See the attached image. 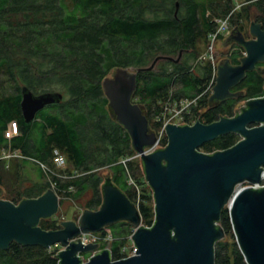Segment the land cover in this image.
Wrapping results in <instances>:
<instances>
[{
  "label": "trees",
  "instance_id": "1",
  "mask_svg": "<svg viewBox=\"0 0 264 264\" xmlns=\"http://www.w3.org/2000/svg\"><path fill=\"white\" fill-rule=\"evenodd\" d=\"M236 1L0 0V186L6 178L3 151L7 149L20 152L23 162L37 164L43 180L24 192L15 189L11 198H1L19 203L45 193L51 185L39 163L54 169L58 149L73 167V171H63L67 178L51 175L59 195L85 200L84 209H99L105 180L102 170L108 169L114 183L139 207L143 224L151 227L153 191L140 158L123 163L136 152L129 134L112 116L103 81L119 67H150L159 56L179 59L161 60L153 70L138 73L134 102L145 109L151 129L159 132L158 118L165 108L185 99L196 101L191 106L196 121L210 124L233 117L240 103L264 96V63L233 90L240 91L241 97L211 102L217 79L212 63L200 61L198 43L208 41L218 28L217 20L228 16L239 28L244 19L264 28V0H241L239 10ZM244 52L235 45L231 63L239 65ZM25 88L35 96L59 93L63 99L46 106L28 123L22 110ZM12 123H17L19 134L9 138L6 134ZM239 140L233 133L220 136L201 151L227 150ZM167 143L164 136L160 147ZM130 177L139 185L140 195L129 184ZM220 224L226 238L216 245V263L247 264L227 208ZM40 225L45 230L61 228L56 216ZM107 230L113 236L112 257L119 260L134 229L121 222ZM55 256L56 252L41 246L12 243L0 250V264H59Z\"/></svg>",
  "mask_w": 264,
  "mask_h": 264
},
{
  "label": "water",
  "instance_id": "2",
  "mask_svg": "<svg viewBox=\"0 0 264 264\" xmlns=\"http://www.w3.org/2000/svg\"><path fill=\"white\" fill-rule=\"evenodd\" d=\"M250 34L252 38L246 39L238 27L231 33L245 55L239 65L230 59L219 64L211 102L241 97L232 89L264 63L262 24L252 22ZM161 60L175 59L159 56L150 67L136 70L119 67L103 81L112 116L129 134L153 191V225L143 224L136 203L107 175L100 208L84 209L77 220L61 222L58 230L40 225L60 211V199L53 189L19 203L0 197V250L9 249L12 243L47 250L61 246L55 256L59 264H217L216 245L226 238L220 221L227 208L246 263L264 264V187H255L264 173V96L247 100L233 117L210 124H168L167 145L148 153L157 145L158 135L134 96L138 73L153 70ZM62 99L59 93L35 96L25 88L22 110L26 121L32 122L39 111ZM232 133L240 136L233 147L201 151L204 144ZM121 222L134 229V256L113 260L110 249L82 242V235L97 234ZM84 254L94 255L85 261Z\"/></svg>",
  "mask_w": 264,
  "mask_h": 264
},
{
  "label": "rangeland",
  "instance_id": "3",
  "mask_svg": "<svg viewBox=\"0 0 264 264\" xmlns=\"http://www.w3.org/2000/svg\"><path fill=\"white\" fill-rule=\"evenodd\" d=\"M236 5H237V10H239V8H241V0L240 1L237 0ZM250 25H251L250 21L246 19H244L241 24L242 29L239 28L238 26H235V24H233L232 21L230 22L229 29L222 36L223 39L218 41L215 45L217 63L221 64L222 61H225L226 59L230 58L229 56L230 53L234 50V46L237 45L235 41L231 39L230 35L237 27L238 29L242 31L246 39L252 38L250 34ZM210 44L211 42L209 40L200 41L198 43V50L201 54L200 57L203 58L204 56H206ZM202 61L204 62V64L209 63V61L206 59ZM132 70H135V68H132ZM244 103L245 102L240 103L237 109L241 108L244 105ZM194 117L196 116L194 115ZM64 156L67 160V157L65 154ZM139 158L140 157L138 155H135L134 157H132L131 160L139 159ZM3 159L6 163L7 169H6V175H5L6 176L5 183L3 186H0V197L11 198L12 191H14L15 189H19L24 192L27 188H31L34 182H39V181L43 182L40 176L41 173H40L39 166L29 160H26L25 162H23L24 160L20 152L11 151L9 149L4 150ZM22 164H24L25 167H23ZM55 169L59 170L61 168H58L56 166ZM63 169L64 171L65 170L73 171V167L70 163H68V161L66 163V167ZM102 175L106 177L107 175H111V173L109 172L108 169H103ZM59 197L61 198L60 200L61 207H60L59 213L55 216L60 219V223L63 221L77 220L79 216L81 215L82 211L84 210L83 207H84V204H86V201L85 200H81V201L71 200L65 195V193H63L62 196H59ZM128 244H130V246L133 245L131 241L128 242ZM58 249L60 250L62 249V247L54 246L50 251L57 253L59 251Z\"/></svg>",
  "mask_w": 264,
  "mask_h": 264
},
{
  "label": "built area",
  "instance_id": "4",
  "mask_svg": "<svg viewBox=\"0 0 264 264\" xmlns=\"http://www.w3.org/2000/svg\"><path fill=\"white\" fill-rule=\"evenodd\" d=\"M217 21L219 23L218 28L214 33L209 35V41L211 42V44L209 45V49H208L206 56L203 57L204 59H206L212 63L213 68L215 70L216 79H217L219 63H217V61H216L215 45L218 41H220L221 37L229 29L231 20H230V16H228L226 18L219 19ZM244 55H245V52H244ZM203 58L200 57L201 62H203L202 61V60H204ZM195 103H196V101H190V100L185 99V100H181L180 102H176L175 104L171 105L170 108L169 107L165 108V111L161 114L162 116H159V118H158V121L161 122L159 132H157L158 143L153 149H150L148 151V153L154 151L157 148H160V142H161L162 138L164 136H167L166 127L168 124L179 125L182 123H186L189 125H193L197 122L196 118L194 117V115L191 111V106ZM18 134H19V127H18L17 123H12L10 125L8 131H7V136L9 138H12L14 136H17ZM131 159L132 158L126 159L123 161V163L126 164L127 161H129ZM66 163H67V160H66L64 154L58 149H56L54 151V164H55V168L57 166L58 168H61V169L56 170L55 168L53 169L52 167H50L44 163H41V162L39 163V164H41V167L43 168L44 172L46 173V175L49 179V182L51 185L50 188L53 189L57 194H58L57 184L53 181L51 175H55V176H58L61 178H67L68 176L65 173H63V171H64L63 168L66 167ZM129 184L132 186H135V188L138 190V193L140 195V187L133 177H130ZM247 185L248 184H246V186ZM255 187H264V173L262 175L261 183L255 185ZM71 190H73V189H71ZM58 196H62V195L58 194ZM59 199L61 200L60 197H59ZM69 199H71V198H69ZM71 200H73V199H71ZM132 235L129 237V242L131 241L133 243ZM81 238H82V242L85 245H87L89 243L99 244L101 249H103L102 245H107L106 248L110 249V245L113 241L112 233L107 229H105L103 232H100L97 234L82 235ZM136 252H137V248L134 246V244L131 246H130V244H126L120 250V254L122 256L121 259H126L128 257L134 256L136 254ZM92 255H94V254H91L90 257ZM90 257L88 259H86L84 257L85 261H88L90 259ZM121 259H119V260H121Z\"/></svg>",
  "mask_w": 264,
  "mask_h": 264
},
{
  "label": "flooded vegetation",
  "instance_id": "5",
  "mask_svg": "<svg viewBox=\"0 0 264 264\" xmlns=\"http://www.w3.org/2000/svg\"><path fill=\"white\" fill-rule=\"evenodd\" d=\"M248 39V38H247ZM249 39H251V38H249ZM230 50V49H229ZM232 53H233V51L230 53V55L229 56H231L232 55ZM236 88V87H235ZM235 88H233L232 89V91L235 89ZM234 93H240V95L242 96V93L240 92V91H236V92H234Z\"/></svg>",
  "mask_w": 264,
  "mask_h": 264
}]
</instances>
